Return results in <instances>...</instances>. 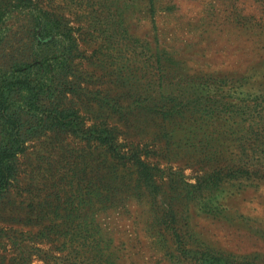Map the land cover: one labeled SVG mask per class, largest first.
<instances>
[{"label": "rangeland", "instance_id": "obj_1", "mask_svg": "<svg viewBox=\"0 0 264 264\" xmlns=\"http://www.w3.org/2000/svg\"><path fill=\"white\" fill-rule=\"evenodd\" d=\"M39 43L78 126L18 156L0 264H264V0H0V66Z\"/></svg>", "mask_w": 264, "mask_h": 264}, {"label": "trees", "instance_id": "obj_2", "mask_svg": "<svg viewBox=\"0 0 264 264\" xmlns=\"http://www.w3.org/2000/svg\"><path fill=\"white\" fill-rule=\"evenodd\" d=\"M42 45L46 43H39L33 57L0 66V196L9 190L18 172L17 158L31 138L78 126L73 111L46 102L55 97L51 68L57 69L60 61Z\"/></svg>", "mask_w": 264, "mask_h": 264}]
</instances>
